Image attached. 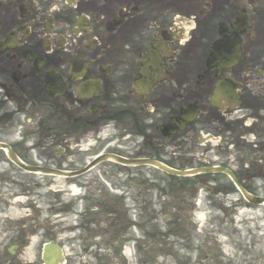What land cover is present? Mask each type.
<instances>
[{"label":"flooded vegetation","instance_id":"1","mask_svg":"<svg viewBox=\"0 0 264 264\" xmlns=\"http://www.w3.org/2000/svg\"><path fill=\"white\" fill-rule=\"evenodd\" d=\"M155 39L172 47L169 69L144 95L134 87L135 69ZM74 58L85 61L81 79H70ZM49 72L62 77L64 86L55 87L65 88L64 95L48 94ZM88 80L101 88L81 96ZM227 83L237 99L217 94ZM48 104L56 113L47 116ZM190 104L199 109L196 119L166 135L161 126ZM65 109L77 114L76 147L91 138L104 146L73 170L100 155L110 159L81 175L54 176L66 180L54 188L57 178L43 171L63 167L49 162L48 145L61 156L68 144L48 124L53 118L59 129ZM140 159L198 172L169 176L161 191L170 200L161 209L146 201L145 208V191L153 194L160 184L144 168L161 170ZM259 197L264 0H0V264H127L125 258L139 264L144 216L237 217L264 208L254 203ZM177 227L171 233H188L185 263L226 264L220 242L198 244L196 229ZM105 229L111 244L97 254L96 233ZM151 231L169 234L157 226Z\"/></svg>","mask_w":264,"mask_h":264},{"label":"rangeland","instance_id":"2","mask_svg":"<svg viewBox=\"0 0 264 264\" xmlns=\"http://www.w3.org/2000/svg\"><path fill=\"white\" fill-rule=\"evenodd\" d=\"M39 106L40 105H37V110ZM62 106L64 105H61V107ZM45 110L47 116L52 112L56 113L55 106L49 104L45 106ZM33 111L34 108H32L31 113H34ZM60 115L64 118L63 123H60V128L57 129L59 131L55 129L56 125L53 118H49L50 121L48 126L54 127V132L58 134V137L60 134L63 135V143L66 142L68 146L63 151V154L58 156L54 151V146L56 145H48L51 147L48 155L54 158L49 162L57 164L64 169L73 170L85 165L93 155L102 151L104 146L102 143L100 144L91 138L87 141L85 140L81 148L76 147L72 134V129L74 127L72 118L77 116V114H73L70 109H65ZM68 116L71 118L69 119ZM31 138L33 141H36L39 137L38 135H34V132H31ZM57 146H60V144H57ZM104 166L105 165L98 166V169L95 172L103 170ZM144 176L148 178H158V183L160 184L158 185L159 189H155L153 194H148L149 192L145 191V208L147 201L154 204V209H161V205L165 200H170L168 194L161 191L164 182L169 181V175L148 167L144 168ZM49 177L57 178L58 180L55 183L54 188H57L61 183L66 182L63 178L54 176ZM64 187H66V185H64ZM237 217L230 218L228 213L226 214L224 212L211 216L207 215L204 211L201 213L198 212L196 216L192 217L160 214L144 216L141 250L142 261L139 264H187L183 259L187 256L186 253L188 252L185 247L187 245L186 237L188 236V233L186 234V232H183L182 230H179L175 234L171 233L179 228L177 227L178 224L188 225L190 231L196 229L193 232L194 238L192 239L198 244L200 243L199 241L208 239L210 241L220 242L223 245V256L227 258L224 260L226 264H264V208L260 206L253 211L241 213ZM246 219H249V221ZM252 219L255 222H250L253 221ZM260 219H263V223H261ZM259 220L261 226L257 223ZM154 226H157L159 231L161 230L165 232L167 230V233L169 234L165 237H154L153 232L151 231V229H154ZM208 231L212 233L207 234ZM133 236L135 239H140V233L133 231ZM106 238L109 240L108 230L105 229L104 232L96 233V243L97 245L101 244L99 248L96 246L97 254H102L103 249H106L104 246L105 244H111V241H107ZM110 239L112 240L113 237L110 236ZM129 248L130 246L126 249L128 256L130 253ZM162 249L164 251H161ZM102 257L106 256L103 255ZM128 259L129 258H125L127 264L130 262Z\"/></svg>","mask_w":264,"mask_h":264},{"label":"water","instance_id":"3","mask_svg":"<svg viewBox=\"0 0 264 264\" xmlns=\"http://www.w3.org/2000/svg\"><path fill=\"white\" fill-rule=\"evenodd\" d=\"M155 59H153V57H149V60L148 62L145 63L146 64H154L155 63ZM154 164L158 167H160L161 169L163 170H166L168 172H171V173H175V174H186V172H180V171H176V170H173V169H170L166 166H164L163 164L161 163H158V162H154ZM45 172H48V173H53V174H59V175H64V176H68V175H73V173H67V172H63V171H59V170H54V169H46Z\"/></svg>","mask_w":264,"mask_h":264}]
</instances>
